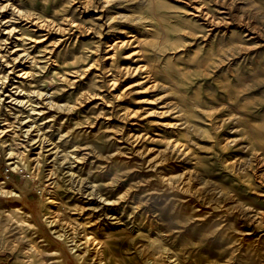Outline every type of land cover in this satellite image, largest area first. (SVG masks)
<instances>
[{"label":"rangeland","instance_id":"1","mask_svg":"<svg viewBox=\"0 0 264 264\" xmlns=\"http://www.w3.org/2000/svg\"><path fill=\"white\" fill-rule=\"evenodd\" d=\"M11 1L27 11H37L54 24L66 26L73 23L67 31L51 33L50 40L58 44L52 53L58 64L45 66L37 76L38 84L54 91V101L69 105L68 109L54 110L57 114L54 126L45 123L44 128L60 140L67 150L78 142L89 141L96 151L85 163L75 162L78 176L71 185H66L60 171L51 174L52 180L59 181L51 184L52 180L47 179L46 174L50 166L44 167L45 172L43 169L38 172L37 168L23 160L21 167L15 169L9 164L8 147L0 141V182L6 181L5 188L14 190L11 195L0 194V264H44L52 260L54 262L49 264H264V221L256 228L232 206L233 201H238L250 205L254 210L264 211V184L259 182V175L264 173V163L253 158L248 138L234 121L222 129L221 136H228L231 140L225 148L222 145L224 137H221V141L218 139L222 143L211 137L217 129L214 124L204 122L199 116L190 117L196 123V131L175 128L181 139L189 144L190 151L186 155L180 152L173 158L163 157L159 170H147L140 168L144 164L133 154L131 145L116 137L120 134V128L119 125L117 128L113 126L120 124L121 127L123 122H114L110 109L105 110L101 108L103 104H95L101 101L96 96L105 92L104 86L100 85L102 79L97 75L99 71L90 73L75 84L66 80L82 71L86 65L93 64L91 67L94 71L96 64L104 63L100 58L103 53L100 36L112 40L117 35L125 38L137 35L133 41L118 49L113 66L120 62L148 65L155 60L168 71L175 67L177 72L173 73L171 83L176 82L184 99L179 91L167 93V87L158 91L134 90L121 99V108L136 109L142 106L140 110L148 111L145 117H140L141 124L133 126L131 131L137 134H162V137L159 136L161 138L146 139L143 145L162 149L159 153L167 155V141L178 137L167 122L180 124V121L171 117V112L163 113L162 108L154 109L153 106H161L162 101L175 99L181 107L196 112L201 89L215 86L220 89L221 98L227 100L224 87L240 86L230 72H239L245 79L244 85L249 94L246 112L258 113L261 119L256 123L264 124V39L250 37L240 27H235V35L229 40L234 45V57L229 59V34L221 30L213 40L217 54L208 65L202 66L209 45L202 47V39L197 34L200 21H197L196 13H191L190 7L185 5V0H158L167 3L164 9L167 29L172 30H167V40H164L161 31L151 33L140 23L138 13H132L136 2L111 0L110 4L104 6L107 13L101 19L107 23L108 13L119 17L106 26L98 17L97 12L101 7L95 8L102 0H93L89 10H85L77 0ZM217 6L227 9L228 3L222 6L220 2ZM230 8L232 14L237 15L264 13V0H235L233 8ZM250 24L264 30L261 18L250 19ZM23 30L27 32L28 39L20 46L31 50L30 39L38 33L27 25L23 26ZM63 36L70 38L59 39ZM239 47L245 49L240 50ZM2 51L0 32V53ZM31 51L41 57L37 49ZM65 60L68 63L64 64ZM216 62L220 63L217 70L213 67ZM204 68L208 72L206 75L203 74ZM13 84V80H9L8 88H12ZM28 86L23 85L25 88ZM159 91L167 95L158 102L149 101L148 98H153ZM84 92L95 94L85 102L82 100L86 97ZM7 99L9 97L5 101ZM10 104L20 109L26 107L18 102ZM169 104L170 101L167 106ZM225 109L218 114L225 113ZM47 115L44 117L47 118ZM4 117L1 115L0 124ZM61 134L64 136L61 137ZM57 166L61 170V163ZM185 168L191 170L192 188L194 190L197 185L198 191L184 192L167 187L157 175L170 171L181 173ZM79 186H84L88 192L94 190L95 194L83 193ZM120 196L124 197L120 199ZM102 197L106 198L105 202ZM91 203L98 206L96 216L99 214L100 218L108 219L105 216L108 212L128 224L111 225L106 224L109 220H91L88 217L89 209H85ZM12 204L21 206L20 216L23 220L16 222L8 214L6 208ZM48 219L55 220L56 232L48 225ZM31 223L37 224L38 232H34ZM158 233L161 234L160 244L150 246L148 234L156 236ZM94 236H98L102 242L93 240ZM41 237L47 240H40ZM72 238L81 243L79 250L71 249L69 239ZM54 249L60 250L59 256L49 254Z\"/></svg>","mask_w":264,"mask_h":264},{"label":"bare ground","instance_id":"2","mask_svg":"<svg viewBox=\"0 0 264 264\" xmlns=\"http://www.w3.org/2000/svg\"><path fill=\"white\" fill-rule=\"evenodd\" d=\"M92 1L93 0H77L76 2H78L79 5H81L85 10H89L92 6ZM127 1L136 2V6L133 7L132 13H138V16H140V23H143V26L147 31L151 33H157L161 31L164 40H167V30H172L167 29V13L164 10L167 8L166 2H159L158 0ZM234 1L235 0L184 1L185 5L190 7L191 13H196L194 15L198 17L197 21H200L198 23L200 30L197 34H199V37L202 39V47L206 48V46L209 45L206 56L203 58V61L201 63L202 66L208 65L212 57L217 54V52L214 51L213 48V40L217 36H219L221 30L224 34H229L228 41L232 40V35H235L233 31L235 27H240L241 31L245 32V34L251 35L250 37L264 39L263 28L255 25L251 26L250 24V19L252 18H261L264 22V13H252L253 15H255V17L252 16V14L250 15L248 13H243L240 15L232 14L230 6H232L233 8ZM220 2H222V6L228 3L229 7H225L227 9H223L221 7L219 8L217 5H220ZM103 3L104 5H101ZM110 3L111 0H102L101 4H99L98 2V5L95 6V8L97 9L101 7L97 12L99 13L98 17L100 19L105 17L107 8H104V6ZM108 14L109 15H107V23H111L119 17L117 15H113L112 13ZM101 20L102 23H104L105 25L107 24L106 21H103V19ZM24 25H27V27H31L35 31V33H38L36 37L30 39V42L32 43L30 45V48L33 51L34 49H37L40 52L41 57H38L35 52L28 50V48L20 46L28 39L27 32L23 30ZM72 25L73 23L67 24L66 26L54 24L50 19L43 17V15H41L37 11H27L23 7L17 6L15 2H12L11 0H0V32L2 33L3 47V53H0V117L1 115L5 116L2 124H0V141H2V143L8 147L7 151L9 154V158L11 159L9 164L13 165L15 169L21 167V163L23 160L26 161L27 164L32 165L34 168H37L38 172L40 171V169H43V171L45 172L44 167L50 166L48 168V172H46V174H48L47 176L49 177L47 179L52 180L51 174H56L60 171L66 185L76 181L75 178L78 176V173L74 167L75 162L84 161L85 163V160L90 158V155H93L95 147L89 141H83L75 144L71 150H67V147H65L60 140L55 139V137L52 136L49 130H46L44 128L45 123L46 125H49L51 127L54 126L57 117V114L53 112L54 110H62L65 108L68 109L69 105L60 104L54 101L52 99L54 91H49L48 89L43 87V84H38L37 76H39V72L43 70L45 66L56 64L58 61L57 58L52 57V53L56 50L58 44H56V42H53V40H50L51 33H53L54 31H67L72 28ZM69 38L70 36H63V38L60 37L59 39L68 40ZM135 38H137V35L135 34H132L130 38H125V36L117 35L112 40L105 39L104 36H100L99 41L102 44L101 49L103 51L100 58L102 59L101 61H104V63L96 64L97 66L95 67L94 71H92L91 67L93 64L89 66L86 65L82 71L76 73L73 77L67 78L66 80H68L70 84H75L82 79H85L90 73L99 71L97 72V75H99L100 79H102V83L100 85L104 86L105 92L104 94L99 93L101 96H96L99 97L101 101L96 102L95 104H103L101 107L102 109H110L114 122H123V126L121 127L120 124H116L115 126H113V128H117V126L119 125L120 128V134L116 137H118V140L131 145L133 154L140 159L139 161H142V164H144L140 168L157 171L163 157L167 156V159L171 157L173 158V155L175 156L177 154H180V152H183V155H186L187 152L190 151L189 144L181 139L180 134L175 132V128L179 127V129H185V131L187 132L192 130L196 131V123L190 118L193 116H199L204 120V122H210L214 124L217 129L215 130V135L211 137H213L214 140L217 141H219L221 137H224L223 139L225 142L223 141L224 143L222 145L225 148L228 147V144L231 140L228 136H221V132L224 126H228L227 124H229L230 121H234L240 132L248 138L249 149L251 150L253 158L262 164L264 163V124L256 123V121L261 119L258 113L254 111L246 112L249 99V94L246 92L248 88H245V79L240 75L239 72L233 73L229 71L231 74H233L238 83H240V86L238 88L233 86L224 87L227 100H225V97L221 98L220 89L217 86L210 89L202 88L199 94L200 97L197 101L198 111L196 112H193V110H190L188 108L181 107L178 101L175 99L169 100L170 104L168 106L167 103L169 101L167 100L162 101L161 106L155 104L153 106L154 109L162 108L161 112L163 113L171 112V117H173L177 121H180V124L170 121L167 122V125H169L168 127H170V129L175 133L174 135H177L178 137L169 138V141H167V155L159 153L162 149H155V147L152 146H144L143 144L146 139L161 138L163 135L156 133H153V135L148 134V132L141 134L133 133L131 131L132 127L141 124L142 120L140 119V117H145V115L148 114V111L140 110L143 109L142 106L136 109L121 108V99L134 90L138 92L149 89L150 91H158V89L167 87V93H174V91L180 92L181 89L176 86L175 81H173V85L171 83V77L173 73L177 72L176 68L174 67L173 69L168 71L166 67H162V65L156 63L155 60L150 61L148 65H133L130 63L124 64V62H120L116 66H113V61L116 59L118 49L125 45L127 42L133 41V39ZM220 43L221 41L219 42V44ZM227 45V49L229 50L227 56L229 59H231V57H234V45L231 44V41H229ZM155 47L156 50H158V45H156ZM239 49L243 50L245 49V47H239ZM222 60L223 59H220V61ZM63 63L66 64L68 62L67 60H65ZM219 66L220 63L216 62L213 67L215 68V70H217ZM207 73L208 72L206 68H204L203 74L206 75ZM9 80H13L14 84L12 88H8ZM23 85L29 86L25 88L23 87ZM181 93L182 92H180V97L184 99V96ZM83 94L86 95V97L82 100L86 102L88 98L91 99L92 97H94L95 93L86 94L84 92ZM107 94H109L108 98L106 97ZM166 95V93H160L159 91L153 98L148 99L149 101L158 102L160 101L161 97ZM8 97L9 99L5 101V99ZM17 102L26 107L20 109L15 108V105L12 107V105L10 104ZM223 108H226V112L218 114V112L222 111ZM14 109H16L17 111H14ZM45 114H48L47 118L44 117ZM39 119H42L43 121L39 122ZM161 124L164 125V122L161 121ZM202 127L206 129L205 125H202ZM64 134H61V137H63ZM32 150L33 152H31ZM60 163L62 165L61 170H59L57 166ZM157 175L159 176L161 182L167 184V187L177 188L184 192L199 190L196 187L197 185L195 186L194 190L192 188V177L190 169L188 170L185 168V170H182L181 173H174L170 171L167 172V174L159 173ZM54 177L56 178V175ZM57 180L53 179L51 181V184L59 182ZM259 182L264 184V173L259 175ZM5 183L6 181L4 180L0 182V194H13L14 190L6 189ZM83 187L79 186L78 189L81 192L86 194L88 193L92 196L93 194H95L94 190L88 192ZM220 190H222V188ZM123 197L124 196H120V199ZM102 198L105 202L106 198ZM232 204V206L234 207V211H239L250 224H253V226H255L256 228L261 226V223H263L264 221L263 210H254L250 205L242 204L238 201H233ZM88 205L89 206L86 207L84 206L85 209H89L90 211L88 217H91L90 219L94 220L95 222L109 220L108 222L106 221V224H128L127 222H123L121 218L114 216L113 214L109 215L108 212L105 214V216L107 215L108 219L100 218L99 214L98 216H96L98 206L94 203ZM21 209L22 208L20 205L12 204L6 208V211L11 216V218L17 222L23 220V218L20 216ZM92 217H97V219ZM30 225L32 226V229H34V232H38V226L36 223H31ZM48 225L53 230V232L57 231L55 220L48 219ZM59 235L62 236L63 233H60ZM160 237L161 234L159 233L156 236L148 234V244L150 246H157V244H160ZM89 238L90 237H88V239ZM40 240L46 241L47 239L41 237ZM93 240H98V243L102 242V240L98 239V236H94ZM69 241H71V249H80L79 245L81 243H77L74 238L69 239ZM164 247L166 248V246ZM49 254L59 256L60 250L54 249L50 251ZM82 257L83 256H81L80 259H82ZM57 261H59V259H57ZM52 262H54V260L45 262L44 264H49Z\"/></svg>","mask_w":264,"mask_h":264}]
</instances>
